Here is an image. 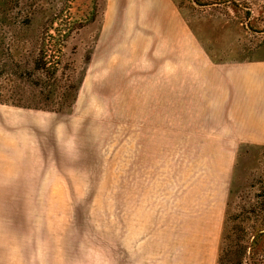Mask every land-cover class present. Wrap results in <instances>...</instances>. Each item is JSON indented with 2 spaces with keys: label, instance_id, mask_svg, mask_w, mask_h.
I'll return each mask as SVG.
<instances>
[{
  "label": "rangeland",
  "instance_id": "rangeland-1",
  "mask_svg": "<svg viewBox=\"0 0 264 264\" xmlns=\"http://www.w3.org/2000/svg\"><path fill=\"white\" fill-rule=\"evenodd\" d=\"M32 11L83 25L56 52L79 86L65 113L0 104V264H216L225 219L264 264V147L192 130L218 64L264 57V0H0Z\"/></svg>",
  "mask_w": 264,
  "mask_h": 264
},
{
  "label": "trees",
  "instance_id": "trees-1",
  "mask_svg": "<svg viewBox=\"0 0 264 264\" xmlns=\"http://www.w3.org/2000/svg\"><path fill=\"white\" fill-rule=\"evenodd\" d=\"M55 23L58 26L55 30L61 33V39L48 41L44 36ZM4 26L14 31L12 39L15 41L12 40V45L8 44L7 36L0 31V104L56 113L69 111L76 100L79 82L78 79L75 81V75L68 66L59 69L61 57L56 52L62 46L65 48V39H69L70 32L81 29L83 25L76 27L67 19L56 15H37L36 11H32V15L23 17L0 15V30ZM16 41L29 46L27 55L20 56V50L16 49L14 57L12 50ZM60 70L61 77L57 78ZM3 74L11 78L12 83L8 86L1 85ZM223 225L216 264H243V246L239 242L235 246L232 244V234L226 230V219ZM256 236H264V232L255 234V239ZM232 247L236 248L235 252Z\"/></svg>",
  "mask_w": 264,
  "mask_h": 264
},
{
  "label": "crops",
  "instance_id": "crops-1",
  "mask_svg": "<svg viewBox=\"0 0 264 264\" xmlns=\"http://www.w3.org/2000/svg\"><path fill=\"white\" fill-rule=\"evenodd\" d=\"M216 84V98L194 97L193 132L209 125L224 148L264 147V57L218 64ZM186 125L189 131L188 111Z\"/></svg>",
  "mask_w": 264,
  "mask_h": 264
}]
</instances>
